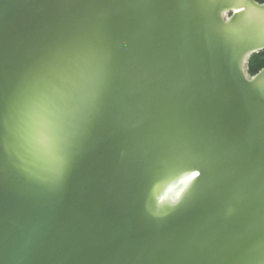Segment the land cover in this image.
<instances>
[{"label": "water", "instance_id": "95a60500", "mask_svg": "<svg viewBox=\"0 0 264 264\" xmlns=\"http://www.w3.org/2000/svg\"><path fill=\"white\" fill-rule=\"evenodd\" d=\"M230 2L0 0L13 129L72 52L95 65L70 114L41 105L0 153V264H260L264 3ZM54 132L55 184L38 179Z\"/></svg>", "mask_w": 264, "mask_h": 264}, {"label": "snow or ice", "instance_id": "6c2138e0", "mask_svg": "<svg viewBox=\"0 0 264 264\" xmlns=\"http://www.w3.org/2000/svg\"><path fill=\"white\" fill-rule=\"evenodd\" d=\"M197 4H208L213 0H192ZM230 7H234L238 12L244 10L246 0H232ZM239 18V17H238ZM95 72L93 54L87 47L80 48L72 52L64 61L63 67L54 72L52 78L44 86L43 90L29 97L31 101L30 117L27 129H21L19 125L15 129L10 122H6L3 112L0 111V153L3 152L5 145L13 138L14 135H20L22 131L26 134L32 132L31 120L35 117L36 112L41 105L52 107L58 111L70 114L79 102V96L82 84L87 81ZM47 159L50 166L44 171L43 175L38 177L45 182L59 183L67 165L66 159V140L60 133H52L46 146ZM180 158L173 157L170 166L176 167ZM188 169L178 168L177 175L180 171ZM199 174V173H197ZM199 184V181L197 182ZM197 185H193L185 194V200L194 194ZM183 203V201H182ZM264 248V241L260 244ZM260 264H264L262 258Z\"/></svg>", "mask_w": 264, "mask_h": 264}, {"label": "trees", "instance_id": "16d2710c", "mask_svg": "<svg viewBox=\"0 0 264 264\" xmlns=\"http://www.w3.org/2000/svg\"><path fill=\"white\" fill-rule=\"evenodd\" d=\"M260 3H264V0H258ZM264 68V51L252 56L249 62V72L253 76Z\"/></svg>", "mask_w": 264, "mask_h": 264}]
</instances>
